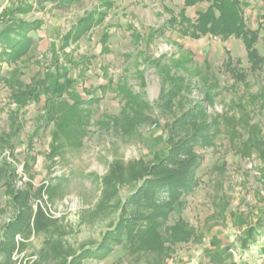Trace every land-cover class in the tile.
Listing matches in <instances>:
<instances>
[{
	"label": "rangeland",
	"instance_id": "rangeland-1",
	"mask_svg": "<svg viewBox=\"0 0 264 264\" xmlns=\"http://www.w3.org/2000/svg\"><path fill=\"white\" fill-rule=\"evenodd\" d=\"M184 1L80 0L65 11H51L53 4L47 2V10L15 18L40 19L41 35L47 40L43 45L36 42L31 55L18 64V77H11L14 87L29 85L37 77L43 96L26 109L14 148L0 154V223H8L19 212L10 206L7 181L29 194V223L39 216V209L46 219L45 233L35 234L24 224L16 235V253L22 251L16 255L19 264L33 259L49 239L59 256L95 248L119 227L132 192L147 179L144 166L156 164L181 144L191 147L192 153L176 152L175 157L193 164L191 179L196 186L170 207L166 193L151 189L138 199L141 204L132 218L136 225L121 235L123 245L106 260L88 258L83 263H247L240 247L243 231L264 226V145H259V140L264 144V94L260 96L264 65L253 73L241 38L229 29L219 33L222 26L213 28L210 21L201 22L200 16L208 12L206 0L194 8L184 6ZM237 2L245 30L259 29L256 48L264 58V0ZM4 6L6 10L8 4ZM215 15L220 16L219 10ZM89 18L98 25L93 23L75 40V32ZM179 30L188 37H181ZM51 43L57 44L58 53H52ZM163 56L189 61L182 70L167 59L164 65L153 63ZM229 61L246 73L247 85L227 71ZM168 70L184 78L187 90L164 110L159 99L168 88L164 75ZM3 74L1 78L8 79L7 72ZM1 86L0 135L10 132L9 115L16 110L10 102L12 87ZM55 88L70 104L98 101L69 110L67 130L64 115L55 125L48 123L55 113L49 109L47 113L45 105ZM126 91L139 97L134 105L122 96ZM208 94L216 95L212 105L206 101ZM198 103L207 119L189 118L181 135L171 133L176 120ZM206 122L210 127L205 130ZM204 134L208 142L187 141ZM115 164L123 168L124 176V185L117 189L104 186L106 177L115 181L111 172ZM150 199L154 209L145 205ZM217 225L226 233L213 238ZM126 234H131L128 240ZM212 239L218 242L211 245L214 262L211 253H202Z\"/></svg>",
	"mask_w": 264,
	"mask_h": 264
},
{
	"label": "trees",
	"instance_id": "trees-1",
	"mask_svg": "<svg viewBox=\"0 0 264 264\" xmlns=\"http://www.w3.org/2000/svg\"><path fill=\"white\" fill-rule=\"evenodd\" d=\"M75 1L80 0H43V2L52 3L54 9L64 11L68 10L70 5H72ZM208 1L211 2V6L208 8V12L206 14L200 16L201 22L209 23L208 21H210L213 28L219 29V27L222 26L219 29V33L226 32L227 30L225 29H229L231 31V34H235L239 38H241L246 48L248 61L251 65V71L253 73L258 72L264 65V58L260 56L259 51L256 48V45L259 40V31L252 32L245 30L246 27L242 21L240 5L236 0ZM216 9L220 12V16L218 18L216 17V15L214 16V10ZM212 16L213 20L211 21ZM93 23H95V21H92L91 18L83 21L81 27L75 32V40L78 41L84 35H86V33L93 26ZM95 24L98 25V22H96ZM40 27L41 23L39 22L31 24L20 22L16 26L13 25L5 29V31L1 34V37L4 38V41L2 43L13 49L17 57L22 56L28 51L30 46L33 44V39L28 35L33 31L39 30ZM11 35H16L18 37L12 40L10 39ZM66 43L69 44V42ZM68 44H66V46H68ZM166 59L169 61V64L171 63L170 66L174 65L175 67L181 70L186 68V62L189 61L188 59L182 57L179 60L178 58H175V56H163V59L161 58L160 60H155L153 63L157 65H164ZM230 64H232V62L230 63L229 61L228 66ZM227 71L232 75V77L235 78L237 82H241L243 85H247L245 83V72L239 70L236 66L232 65L227 68ZM164 75H167L168 82L166 83V85L168 86V88L166 91L163 92L159 101L161 106L165 110L172 107L173 101H175V99L182 93V91H186L187 88L184 83V78L172 76L170 70L165 71ZM121 94L122 96L124 95L126 99H130L132 105H134L136 100H139V97L133 94V92L131 91H126V93L122 92ZM263 94L264 92H261L260 96L262 97ZM215 97L216 95H207L206 101L209 105L213 104ZM97 101V99L93 98L85 102H77L74 104L73 107H70L69 109L60 108L61 110L59 111L62 112L65 117L64 122H62L63 128H66L67 130L71 128L69 121L70 118H68L70 116L69 110L72 112L74 108H76L77 110L79 108H83L82 106L84 105H91V103L94 104ZM205 115L206 114L204 106L198 103L195 108L189 110L187 113H185L183 116L176 120V124L172 128L171 133H178L179 135H181V133L186 130V127L189 126V118L195 119L198 116L200 118L207 119V116ZM246 117L248 119L250 118L248 114L246 115ZM203 127L204 129L209 128L210 125L206 122ZM206 137L208 136L205 134L199 137L193 135L190 136L189 140L187 141L193 142L197 139L202 138V140L208 142V139H206ZM259 143V145H264L261 140H259ZM190 151L191 147L188 148L187 146L181 144L179 147L177 146L173 148L171 152H168V154H166L164 158L159 159L156 164H153L150 167H148V165L144 166V176H146L147 179H145L144 184H140L136 187V191L134 189V192H132L134 196H132L130 199L131 204H129V206L123 210L124 217L120 222L119 227L114 232L106 234L102 242L99 243L95 248H86L80 253H74L70 255L64 254L62 256H59L50 247L52 240L49 239L46 240L40 252L36 255H32L31 258L33 259H30V261L26 262V264H83V261L88 258H95L98 261H103L110 258L113 255L115 248L117 246L123 245V238H121L123 236L121 235H125V229L131 227L132 225H136V222H133L132 218L134 217L133 215L136 212V208L138 207V205L141 204V202H139L138 200L139 198H145L146 194H150L151 189L157 192V194L162 191L163 193H166V198H169L170 204L167 205L170 207L171 204L178 200V197L181 195V193L183 194L189 192L193 189V187L196 186L194 180L191 179L193 164H190L189 161L186 162L182 158L175 157V154H177L176 152H179L178 154L181 156H187L192 153ZM111 172L114 173L115 181H110L109 177H106L104 179V186L106 187L110 184L111 188L117 189L118 184L124 185V176L122 174L123 168L118 166V164H115ZM187 174L188 177H186ZM8 189L9 192L12 194V202L10 203V206H12V208L15 210H19V212L17 217L14 219H10L8 223L4 225L0 223V264H19L16 255L22 253V251L19 250L16 253V245L14 244V239L16 235L20 232L24 224L28 225V229H30L31 227L32 231L35 232V234L45 233L44 223H46V219L43 216L44 214L39 209V216H36L34 218L33 223H29V221L27 220V213L29 210H31L29 194L25 191H17L13 184H9ZM170 197L172 199H170ZM149 201L150 202L146 203L145 205H147L148 207L151 206L152 209H154L156 205H153V199H150ZM111 235H113L114 238H110L109 236ZM126 235L128 237V240L130 237L129 235L131 234ZM70 257L71 260L67 261V259Z\"/></svg>",
	"mask_w": 264,
	"mask_h": 264
},
{
	"label": "crops",
	"instance_id": "crops-1",
	"mask_svg": "<svg viewBox=\"0 0 264 264\" xmlns=\"http://www.w3.org/2000/svg\"><path fill=\"white\" fill-rule=\"evenodd\" d=\"M240 1L241 0H236ZM201 2H205V0H185L184 1V6L187 8H194ZM39 3V4H38ZM206 3H208V7L206 10H208L209 6L211 3L206 0ZM8 8L5 10V16L3 17L2 20V28L0 29V89H1V83H3L6 87L11 86V98L10 102L13 106H15L16 110L14 112H11L9 115V121H10V127L11 130L9 133L1 134L0 135V154H3L6 152L8 149H13L14 145L12 144V141L15 137H17L20 134V131L24 127V122H23V116L26 114V109L33 103H38L41 101L43 93H42V86L40 85V82L37 77H35V80H33L29 85H24L21 86L18 84V86L14 87L12 83H10L11 77L15 79L18 77L17 75V69H18V64L23 63L24 58L27 56L31 55V51L34 48L36 42H39L41 45H43L47 40H44L42 37V22L40 19L28 21L24 18L23 21H18L17 19L19 18L18 16H28L29 14L36 13V12H43L44 10H47V7L45 8L44 5L47 4V2H43V0H0V7L7 5ZM5 7V6H4ZM51 11H55L53 5L51 6ZM203 14L202 13H199ZM18 17L17 19H15ZM17 21V22H16ZM26 23V24H31V23H41V28L37 31L31 32L28 36L33 39V44L30 46L28 51L22 55L17 57L15 55V52L13 49H11L9 46L4 45L2 42L4 41V38L1 37V34L5 31L6 28H9L13 26L16 23ZM181 37L187 38L188 35L182 33L179 30ZM256 31V30H255ZM259 31V29L257 30ZM38 33V34H37ZM18 36L16 35H11L10 39H16ZM259 42V40H258ZM16 44V43H15ZM51 51L52 53H58L59 47L57 48V44L54 45V43H51ZM105 51H110L108 49H105ZM51 53V54H52ZM52 54V55H53ZM58 55V54H57ZM176 58V57H175ZM13 66L15 68L12 69ZM7 72L8 79H3L1 78L3 73ZM9 85V86H8ZM133 92V91H131ZM134 94V92H133ZM52 102V103H51ZM55 104V105H52ZM75 104V103H74ZM74 104H70L68 100L64 99L61 93L58 92V90L55 88L54 92L52 95L46 100V107H47V113L49 109V113H55L53 116L56 118L53 121H48V123H53L55 125L56 121H58L59 116L63 115L60 108H66L69 109L70 107H73ZM62 105V106H61ZM51 109V110H50ZM64 110V109H62ZM8 167V166H7ZM10 171V166L7 169V177L10 178L11 173ZM9 184H13L11 181H7L6 187L9 186ZM14 186V184H13ZM15 187V186H14ZM264 213V212H263ZM213 216V215H212ZM216 216L225 218V215L221 214H216ZM214 215V218L216 217ZM264 225V223H263ZM262 225V226H263ZM244 230V229H243ZM242 230V231H243ZM245 231V230H244ZM243 231V234H245V239L241 243L240 247L245 251L244 256L246 257V264H264V226L260 228H253L251 225L246 232ZM258 232V233H257ZM223 233H226L223 228H219L217 225L215 228H213L211 237H218L222 235ZM254 233L256 236H254ZM256 237V238H255ZM251 238V239H250ZM252 238L255 240H252ZM212 242V243H211ZM211 242H208V245H205L202 253H211V259L212 262H214V253L215 249H213V246H211L213 243L218 244L217 240H213ZM250 242H254V244H250ZM210 244V245H209ZM235 254V253H234ZM236 255V254H235ZM229 260H233L231 256L228 258ZM249 260V261H248ZM86 264V263H83ZM91 264V262L89 263ZM234 264H238L235 260Z\"/></svg>",
	"mask_w": 264,
	"mask_h": 264
},
{
	"label": "built area",
	"instance_id": "built-area-1",
	"mask_svg": "<svg viewBox=\"0 0 264 264\" xmlns=\"http://www.w3.org/2000/svg\"><path fill=\"white\" fill-rule=\"evenodd\" d=\"M4 12H5V7L4 6H1L0 7V18L3 15Z\"/></svg>",
	"mask_w": 264,
	"mask_h": 264
}]
</instances>
